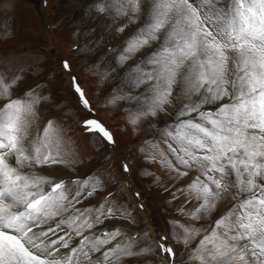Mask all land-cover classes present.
I'll list each match as a JSON object with an SVG mask.
<instances>
[{"label":"snow or ice","instance_id":"snow-or-ice-1","mask_svg":"<svg viewBox=\"0 0 264 264\" xmlns=\"http://www.w3.org/2000/svg\"><path fill=\"white\" fill-rule=\"evenodd\" d=\"M109 8L127 20L121 32L144 17L118 58L123 65L148 50L129 65L125 81L144 85L139 96H129L137 101L127 112L130 125L166 113L174 100L178 105L166 133L178 146L167 145L175 162L163 153L160 162L177 177H188L195 168L182 190L185 200L195 201L187 211L190 220L216 212L235 182L237 194L210 225L173 228L178 242L191 244L199 237L189 261L264 264V0H115ZM232 54L238 62L229 78ZM148 64L151 70L144 71L141 66ZM18 80L0 71V264H122L152 253L139 247L150 240L147 233L129 236L114 228L85 234L117 213L131 216L113 204L111 193L98 206H76L102 190L99 177L65 181L34 170L66 165V141L53 121L30 138L37 106L48 98L29 91L13 99ZM74 87L91 111L79 85ZM83 127L115 143L99 120L87 119ZM167 240L161 237L159 248L174 264L176 253Z\"/></svg>","mask_w":264,"mask_h":264},{"label":"rangeland","instance_id":"rangeland-1","mask_svg":"<svg viewBox=\"0 0 264 264\" xmlns=\"http://www.w3.org/2000/svg\"><path fill=\"white\" fill-rule=\"evenodd\" d=\"M45 1L50 15L39 0H0V71L5 72L8 79L19 77L12 90V98L22 97L29 91L48 98L37 106L39 119L30 129V138L38 131L42 133L47 122L53 121L66 141L63 149L67 153L66 165L47 169L34 167V170L65 181L93 176L104 181L102 190L82 198L76 206H98L111 193L113 204L131 216L120 218L117 213L116 217L104 220L91 233L85 234L99 235L114 228L129 236L147 233L150 240L140 243L139 247L153 249L147 255L125 258L122 264H168L166 254L159 248L163 242L161 237L165 236L168 237L167 244L176 253L174 264H198L194 259L189 261V257L197 247L199 237L191 244L178 242L173 228L182 232L180 225H210L237 194L235 182L231 181L233 191L219 202L216 212L191 221L187 211L195 201L185 200L182 190L195 173V168L188 170V177H177L160 162L161 153L175 162L167 145L178 146L166 133L176 120V101L166 113L142 119L136 126L130 125L127 112L135 109L137 101L129 99V96H139L144 85L134 87L125 81L129 65L147 55L148 50H142L123 65L118 63V58L127 37L142 26L143 15L121 32L119 29L127 24V20L114 8H109L115 0ZM100 7L106 11H100ZM237 62L238 57L232 54L229 78ZM141 67L149 71L152 66ZM76 82L91 111L82 104L75 91ZM114 96L124 98L112 104L109 101ZM3 103L0 101V107ZM204 107L214 110L216 105ZM87 119H97L110 130L122 151L123 161L116 143L107 142L99 133L84 130L83 122ZM76 136L82 141L80 146L74 143ZM123 165L128 166L127 172ZM70 187L75 190L76 186ZM137 239L143 240V237ZM77 242L78 238L74 239L73 246Z\"/></svg>","mask_w":264,"mask_h":264},{"label":"crops","instance_id":"crops-1","mask_svg":"<svg viewBox=\"0 0 264 264\" xmlns=\"http://www.w3.org/2000/svg\"><path fill=\"white\" fill-rule=\"evenodd\" d=\"M39 3H42V5H43V7L45 8V10H47V13L50 15V9L48 8V6L46 7V1L45 0H39ZM26 12V11H25ZM26 25H28V22H27V24ZM60 47V46H59ZM75 137V136H74ZM76 139L77 140H74V143H77V146H80V138H77V136H76ZM82 142V141H81ZM79 151H80V153H81V149H79ZM79 153V154H80ZM77 157H79V156H77Z\"/></svg>","mask_w":264,"mask_h":264},{"label":"bare ground","instance_id":"bare-ground-1","mask_svg":"<svg viewBox=\"0 0 264 264\" xmlns=\"http://www.w3.org/2000/svg\"><path fill=\"white\" fill-rule=\"evenodd\" d=\"M130 30H131V29H130ZM130 30H129V31H130ZM97 118L99 119V117H97ZM99 120H100V119H99ZM115 130H116V129H115ZM113 140L115 141V143H116V148H117V150H118V153L120 154V156H119V157H120V160L123 161V160H122V151H121V149L119 148V146H118V144H117L116 139H115L114 136H113ZM129 176H130V175H129ZM168 264H169V263H168Z\"/></svg>","mask_w":264,"mask_h":264},{"label":"water","instance_id":"water-1","mask_svg":"<svg viewBox=\"0 0 264 264\" xmlns=\"http://www.w3.org/2000/svg\"><path fill=\"white\" fill-rule=\"evenodd\" d=\"M97 117V116H96Z\"/></svg>","mask_w":264,"mask_h":264}]
</instances>
